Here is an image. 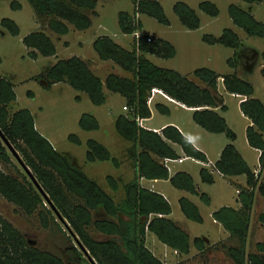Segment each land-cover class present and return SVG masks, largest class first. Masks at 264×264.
Instances as JSON below:
<instances>
[{"label":"trees","instance_id":"trees-1","mask_svg":"<svg viewBox=\"0 0 264 264\" xmlns=\"http://www.w3.org/2000/svg\"><path fill=\"white\" fill-rule=\"evenodd\" d=\"M29 1L39 22H45L47 27L57 34L68 30V22L77 28L87 27L91 22V14L96 13L97 0ZM133 1L131 14L126 10L118 12V25L122 31L131 32L141 26V20L135 16L139 11H147L159 21L169 22L159 0ZM10 4L12 7L21 5L19 1L14 0ZM198 5L207 13L218 12V6L213 0H199ZM172 7L182 23L189 27L198 25V13L188 2L175 0ZM228 9L234 23L243 27L248 34L264 36V20L256 19L250 7L231 1ZM1 21L12 32L18 31V25L12 18L3 16ZM203 38L208 42L219 41L235 47L233 56L227 58L233 66L232 70L219 72L206 65L196 66L193 69V72L204 80L206 85H200L185 73L173 67L160 65L146 56V52L171 56L175 48L169 39L154 34H150V38L147 39L143 32L137 44L133 38L131 47L122 45L108 33H99L92 39V46L99 57L113 59L123 68L130 70L129 75L109 71L102 78L91 69L84 58L76 53L60 56L40 71L38 78L42 85L49 86L54 80L65 79L74 87L85 90L95 103L105 99L104 87L116 90L124 96V104L129 107L126 111L115 115L114 123L117 130L130 140L127 149L130 156L134 157L136 173L123 181L124 193L118 198H115L94 177L88 175L74 154L69 150L57 149L52 144L49 138L36 127L33 113L27 106L11 108L16 95L13 83L9 76L0 75L2 132L98 264H185L180 259L167 263L157 255L145 242L147 230L153 231L159 239L180 252H187L190 249L191 242L186 229L175 223L170 216L165 215L170 210L168 200L158 191L141 184L138 176L167 175L166 166L154 158L150 152L175 156L174 147L165 137L178 141L187 153L199 157H204V153L173 123L164 124L161 132L138 123L136 116H147L150 113L146 98L152 86L162 88L169 95L188 105H195L192 109V117L195 121L213 131L223 130L231 138L235 135L234 130L227 125L224 116L211 107L219 101V95L214 90L218 76L222 77V83L226 89L247 94L239 102L243 112L252 120V123L246 126V134L248 141L261 149L259 160L264 164L262 136L264 99L249 95L253 89L251 81L237 73L235 68L237 64H240L246 70H250L257 60V54L264 59V47L259 52L254 46L239 48V34L230 26L224 27L218 35L206 32ZM22 39L31 47L29 51L32 55H35L37 51L42 54L55 51L53 38L43 28L30 30L23 35ZM260 70L264 80V61ZM156 105L159 109L166 110L163 103L157 101ZM219 106L224 108L225 104L221 102ZM87 116L89 120L84 119L83 116L79 118L80 125L84 128L97 127L96 117L92 113H87ZM69 136L75 141H80L73 132ZM86 142L87 159L112 158L117 162L116 156L111 154L109 148L100 140L88 137ZM10 154L11 150L0 137V161L10 163ZM214 164L223 173L245 172L250 184L240 198V206L227 205L233 208L234 214L227 219L219 217L229 234L236 235L240 241L238 244H229L227 251L236 264H264L263 241L256 242L261 252L250 250L246 256L243 252L253 188L257 184L256 187L264 195V178L258 179L231 141H227L222 146ZM200 172L204 180L213 179L212 172L207 168H200ZM106 176L111 188L116 190L118 180L111 173H107ZM170 179L174 184L194 188L193 184L187 180L189 174L183 171L170 175ZM0 192L9 200L19 204L26 212H32L38 206L42 223L46 224L51 219L65 233V229L55 218L56 213L52 210L50 203L45 204V196L22 167L14 173L0 166ZM180 205L187 214L194 216V212L197 211V208H195L196 211L187 209L183 201H180ZM215 211H219V208L214 209L213 212ZM258 217L264 223V211H260ZM89 224L104 235H94L89 229ZM65 235L69 238L68 233ZM203 237L205 238L204 235ZM197 238L198 236L195 235L192 243L196 242ZM203 247L204 245L200 243L197 246L198 249ZM89 263L90 260L75 243L70 242L65 245V255L49 248L39 247L29 242L22 231L0 214V264Z\"/></svg>","mask_w":264,"mask_h":264},{"label":"rangeland","instance_id":"rangeland-1","mask_svg":"<svg viewBox=\"0 0 264 264\" xmlns=\"http://www.w3.org/2000/svg\"><path fill=\"white\" fill-rule=\"evenodd\" d=\"M11 1L0 0V75L9 76L12 80L16 95L11 108L27 106L33 113L36 127L49 138L57 149L69 150L76 156L88 175L94 177L115 198L122 196L123 181L132 177L135 171L133 156L129 155L127 149L130 140L117 130L114 123L115 115L126 111L129 107V105L123 106L124 96L116 90L106 89L105 99L100 103H95L85 90L74 87L65 79L54 80L49 86H44L38 77L47 64L60 56L73 53L81 55L92 70L102 78L109 71L131 74L130 70L123 68L113 59L99 57L92 46V39L99 33H108L122 45L131 47L133 34L119 28L118 12L126 10L131 14L134 1L97 0L96 13L91 14V22L87 27L77 28L68 22V30L59 36H56V32L50 30L45 22H39L29 0H14L21 3L19 7H12ZM159 1L169 22L159 21L147 11H139L137 15L141 20L139 29L143 33L169 39L174 44V53L171 56H163L146 52L145 55L160 65L173 67L185 73L200 85H205L206 82L199 78L193 69L196 66L206 65L217 71H230L233 66L227 58L233 56L235 50V47L219 41H206L203 38L204 33L218 35L224 27L230 26L239 34V48L254 45L257 46V52H259L264 47V36L248 34L243 27L234 23L228 9L229 2L234 1L241 6L250 7L256 19L264 20V0H213L218 6V12L215 14L202 10L198 5L199 0H185L198 13L199 23L194 27H189L180 21L172 7L175 0ZM3 16H8L17 23V32H12L1 21ZM39 28L51 34L55 43V52L42 54L37 51L35 55L31 54L29 51L31 47L25 44L22 37L30 30ZM263 61V57L257 54V62L252 71L248 73L240 64L237 65V71L252 80V95L261 99H264V80L259 67ZM221 79L222 77L218 76V82ZM219 91L226 104L219 110L225 116L227 125L235 132L233 142L252 170L258 172L261 169L262 172L259 171L258 179L264 178L263 163L258 157L260 149L249 144L246 138V124L249 119L240 109L238 93L222 88L221 82ZM156 99L166 104V111H161L153 103L155 110L150 118L143 120L144 124L156 126L165 120L178 121L185 130L189 131L193 139L205 148L211 159H214L220 147L230 140L225 131H211L194 121L191 108L161 95H157ZM87 113H92L96 117L97 127L84 128L80 125L79 118L83 116L84 119H88ZM71 132L75 133L80 141H75L69 136ZM262 136L264 138V131ZM88 137H94L104 143L111 154L116 156L117 162L112 158L87 159L85 151ZM176 146L179 147L178 144ZM10 157V163L0 161L2 168L16 173L17 169L22 167L27 172L12 152ZM169 165L170 169L178 167L188 170L191 173L187 179L188 182L193 186H196L197 182L199 184L198 191H189L174 186L168 179L158 180V186H161L160 188L167 194L171 204V212L167 216H171L175 223L188 230L190 249L187 252L173 249L166 243H161V240L151 230H147L145 242L167 263L180 259L185 264H236L227 250L229 244H238L240 241L236 235L229 234L219 217L227 219L234 214L233 208L227 205L240 206L241 202L238 200L244 194L245 186L249 184L245 173H240L235 178V175L215 171L214 179L208 182L200 179L198 172L200 163L190 156L171 160ZM108 172L115 177H120L116 190L109 185L106 176ZM256 185L248 209L249 219L243 244L245 256L250 250L261 252L256 242L258 240L264 242V223L258 217V213L264 211V195L259 192ZM181 194L187 196L178 199ZM180 201H183L189 210L193 211L197 208L194 216L184 212L180 207ZM44 202L49 205L46 199ZM216 208H219V211L213 212ZM0 214L22 231L29 242L39 247L49 248L63 255H65L66 244L73 242L79 247L69 232V228L57 215L55 218L65 229V233L69 234V238L65 237V233L53 220L49 219L48 223L43 224L38 213V206L32 212H26L19 204L9 200L0 192ZM89 229L96 236L104 235L92 224H89ZM204 234L208 237L207 239L203 237ZM195 235L198 238L192 243ZM199 243L204 245L202 249L197 248Z\"/></svg>","mask_w":264,"mask_h":264},{"label":"crops","instance_id":"crops-1","mask_svg":"<svg viewBox=\"0 0 264 264\" xmlns=\"http://www.w3.org/2000/svg\"><path fill=\"white\" fill-rule=\"evenodd\" d=\"M61 34V33H60ZM51 35V34H50ZM56 36H59V34H57L56 33ZM254 46V45H253ZM254 47H257V46H254ZM55 52V51H54ZM70 55V54H69ZM79 55V54H78ZM67 56V55H66ZM79 56H81V55H79ZM82 57V56H81ZM83 58V57H82ZM256 62H257V60H256ZM255 62V63H256ZM255 63L253 64V66H252V68L250 69V70H246L245 68H244V66H241L244 70H246V72L248 73V72H250V71H252V69L254 68V65H255ZM263 63V62H262ZM262 63H261V65H262ZM237 65H239V64H237ZM237 65L235 66V68H236V71H237ZM261 65H260V67H261ZM90 66V65H89ZM260 67H259V69H260ZM92 69V68H91ZM117 72V71H116ZM219 72H223V71H219ZM260 72H261V70H260ZM237 73H239L238 71H237ZM121 74H124V73H121ZM240 75H242L241 73H239ZM261 75H262V73H261ZM104 76H105V74H104ZM244 78H246V79H248V80H250L251 81V83H252V80L251 79H249L248 78V76L247 75H242ZM262 78H263V75H262ZM221 82V87L222 88H225L224 87V85H223V83H222V79L218 82V80H217V86H216V89H214L215 90V92L216 93H218V95H219V101H217V103L216 104H213V105H211V107H213V108H215V109H217L219 112H220V106H219V104L221 103V102H223L224 104H225V102L223 101V98H222V95H221V92L219 91V83ZM206 85V84H205ZM252 86H253V83H252ZM106 89H108L107 87H104V91L106 90ZM226 89V88H225ZM231 91V90H230ZM252 91H253V89H252ZM234 92H237V91H234ZM238 93V96H239V102H240V100L242 99V98H244L247 94H245V93H242V92H237ZM105 94H106V91H105ZM157 95H161L162 97H165V98H167V99H170V100H174V101H176V102H178V103H180V104H183L184 106H187V107H189V108H191V109H193L194 107H195V105H188V104H186L185 102H183V101H181V100H179V99H177V98H175V97H173V96H171V95H169L167 92H165L162 88H160V87H158V86H152L151 88H150V91H149V93H148V95H147V104H148V106H149V109H150V113L147 115V116H140V118L137 120L138 121V123L139 124H141V125H144V126H146V127H148V128H153V129H155V130H157V131H160L161 132V128H162V126L164 125V124H166V123H173L183 134H185L189 139H190V141L197 147V148H199V149H201L202 151H203V153H204V157H199V156H196V155H193V154H191V153H187L184 149H183V147H182V145L178 142V141H176V140H171V139H169V138H167V137H165L166 139H167V141L168 142H170V144L174 147V149H175V151H176V155L175 156H170V155H158L157 153H155V152H153V151H150L151 152V154L153 155V157L154 158H156L159 162H161L162 164H164L165 166H166V168H167V175L166 176H145V175H139L138 176V180H139V182L141 183V184H143L144 186H146V187H148V188H150V189H153V190H156V191H158L159 193H161L162 194V196L163 197H165L167 200H168V202H169V204H170V201H169V199H168V197H167V194L160 188L161 186H158V180H162V179H168V180H170L171 181V179H170V175H172V174H174L175 172H177V171H183V172H185V173H187V174H191L188 170H186V169H184V168H178V167H175V168H173V169H170V165H169V162L171 161V160H177V159H180V158H182V157H186V156H190V157H192V158H194V159H196V161H198L199 163H200V166L198 167V172H199V177H200V179L201 180H203V181H207V180H204L202 177H201V172H200V168H202V167H205V168H207L210 172H212V175H213V179H214V172L215 171H218L219 173H221V174H232V175H235V178L237 177V175H239L240 173H245V172H234V173H223L222 171H220L216 166H215V164H214V160L219 156V154H220V151H221V148H222V146L227 142V141H231V142H233V138L235 137V135H234V137H229L230 138V140H227L221 147H220V149H219V153H218V155L214 158V159H211L210 157H208V155H207V153H206V151H205V148L203 147V146H201L199 143H197V141L195 140V139H193V137H192V135L189 133V131H187V130H185L182 126H181V124L178 122V121H174V120H165V121H162L159 125H150V124H144L143 123V120L144 119H148V118H150L151 117V115H152V113H153V111L155 110V106H153V103L156 105V102L157 101H159V102H161V103H163L164 104V106L166 105L163 101H161V100H158V99H156V96ZM249 95H252V92L249 94ZM253 96H255V95H253ZM258 97V96H257ZM260 98V97H259ZM151 101H152V105H151ZM123 104H124V102H123ZM226 105V104H225ZM163 106V105H162ZM198 106V105H197ZM200 106V105H199ZM240 106V105H239ZM156 107H158L157 105H156ZM159 109V108H158ZM165 109H166V106H165ZM240 109H241V107H240ZM161 110V109H160ZM161 111H166V110H161ZM241 111L243 112V110L241 109ZM221 113V112H220ZM244 113V112H243ZM222 114V113H221ZM245 115H247L246 113H244ZM223 115V114H222ZM224 116V115H223ZM248 116V122H247V124H249V123H252V120H251V118H250V116L249 115H247ZM193 118V117H192ZM224 118H225V116H224ZM34 121H35V119H34ZM195 121V120H194ZM225 121H226V119H225ZM197 122V121H196ZM198 123V122H197ZM227 123V122H226ZM247 124H246V126H247ZM201 125V124H200ZM203 126V125H202ZM204 127V126H203ZM206 128V127H205ZM207 129V128H206ZM208 130H210V129H208ZM211 131H213V130H211ZM220 131H223V130H220ZM264 131V130H263ZM263 131H262V134H263ZM246 132V131H245ZM246 138H247V134H246ZM247 141H248V138H247ZM234 143V142H233ZM248 143L249 144H251L249 141H248ZM178 144V146L179 147H177L176 145ZM234 145H235V143H234ZM252 145V144H251ZM253 146H255V145H253ZM235 147H236V145H235ZM255 147H257V146H255ZM237 148V147H236ZM257 148H259V147H257ZM260 149V148H259ZM237 150L240 152V150L237 148ZM261 150V149H260ZM241 153V152H240ZM130 155V154H129ZM241 155H242V153H241ZM243 156V155H242ZM259 157V156H258ZM133 160H134V157L132 158ZM260 161V160H259ZM133 166H135V171H136V165H135V161L133 162ZM263 167H264V164H263ZM134 171V174L136 173ZM259 171H261V169H259L258 170V172H256V171H254L253 170V172H254V174H256V176H258L259 175ZM262 172V171H261ZM109 173V172H108ZM107 174V173H106ZM134 174H133V176H134ZM245 175H246V173H245ZM132 176V177H133ZM192 176V175H191ZM115 177V176H114ZM117 180H119V176H117V177H115ZM131 178V177H130ZM259 178V177H258ZM212 179V180H213ZM126 180H128V179H126ZM125 180V181H126ZM143 180L145 181V182H143ZM211 180V181H212ZM236 180V179H235ZM208 182H210V181H208ZM171 183H172V181H171ZM174 186H177V187H179V188H185V189H187V190H189V191H198V188H199V184H198V182L196 183V186H194V188L193 189H190V188H188V187H186V186H183V185H177V184H174V183H172ZM250 187V184H248L247 186H245V188L246 189H248ZM254 188H255V186H254ZM254 188H253V195H254ZM242 189V188H241ZM240 189V190H241ZM260 192V191H259ZM261 193V192H260ZM262 194V193H261ZM182 196H187V195H185V194H181V195H179L178 196V199L180 198V197H182ZM238 198V197H237ZM253 199V198H252ZM238 202H240V200H238ZM239 204V203H238ZM180 207H181V205H180ZM170 212H171V204H170V210L165 214V215H169L170 214ZM171 217V216H170ZM172 218V217H171ZM173 219V218H172ZM174 220V219H173ZM177 220V219H176ZM181 225V224H180ZM182 226V225H181ZM183 227V226H182ZM184 229H186L185 227H183ZM186 231L188 232V230L186 229ZM147 232V231H146ZM189 233V232H188ZM145 235H146V233H145ZM156 235V234H155ZM204 236H205V238L207 239L208 237L204 234ZM161 240V239H160ZM161 243H163V244H165L166 242H164V241H162L161 240ZM166 245H168L169 247H172L171 245H169L168 243H166ZM190 245H191V243H190ZM173 249H176V248H174V247H172Z\"/></svg>","mask_w":264,"mask_h":264},{"label":"water","instance_id":"water-1","mask_svg":"<svg viewBox=\"0 0 264 264\" xmlns=\"http://www.w3.org/2000/svg\"><path fill=\"white\" fill-rule=\"evenodd\" d=\"M0 137L8 145L9 149L11 150V152L17 157V159L19 160V162L23 165V167L25 168V170L28 172L29 176L32 178L33 182L36 184V186L40 189V191L42 192V194L48 200V202L50 203V206L54 209V212L56 213L57 217L66 225L67 228H69V232L72 234L73 238L75 239V241L77 242V244L79 245V247L83 250L84 254L87 256V258L90 260V262L92 264H98L95 261V259L93 258V256L89 253L87 247L80 241V239L77 236V234L71 229V227L69 226L68 222L65 220V218L63 217V215L60 213V211L57 209V207L53 204V202L51 201V199L49 198V196L47 195V193L45 192V190L42 188V186L40 185V183L38 182V180L36 179V177L34 176V174L31 172L29 166L22 160L21 156L19 155V153L17 152V150L13 147V145L11 144V142L7 139V137L4 135V133L1 130V128H0Z\"/></svg>","mask_w":264,"mask_h":264},{"label":"built area","instance_id":"built-area-1","mask_svg":"<svg viewBox=\"0 0 264 264\" xmlns=\"http://www.w3.org/2000/svg\"><path fill=\"white\" fill-rule=\"evenodd\" d=\"M137 13L135 14V16L137 17ZM132 34H133V38H134V41H135V43L137 44L138 43V40H139V36L142 34V32L140 31V29L139 28H135V29H133L132 31ZM145 37L147 38V39H149L150 38V34L149 33H145ZM123 106L124 107H126V105L125 104H123ZM136 118H137V120L140 118V116H136Z\"/></svg>","mask_w":264,"mask_h":264}]
</instances>
